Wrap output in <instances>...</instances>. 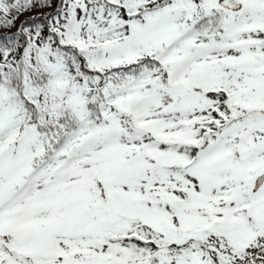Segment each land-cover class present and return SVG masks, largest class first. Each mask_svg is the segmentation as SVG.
Wrapping results in <instances>:
<instances>
[{
	"label": "snow or ice",
	"instance_id": "6c2138e0",
	"mask_svg": "<svg viewBox=\"0 0 264 264\" xmlns=\"http://www.w3.org/2000/svg\"><path fill=\"white\" fill-rule=\"evenodd\" d=\"M0 264H264V0H0Z\"/></svg>",
	"mask_w": 264,
	"mask_h": 264
}]
</instances>
